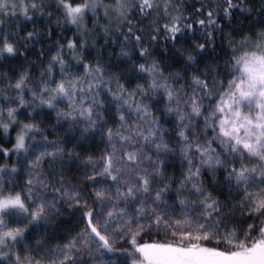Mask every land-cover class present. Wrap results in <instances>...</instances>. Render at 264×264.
<instances>
[{
  "label": "snow or ice",
  "instance_id": "obj_1",
  "mask_svg": "<svg viewBox=\"0 0 264 264\" xmlns=\"http://www.w3.org/2000/svg\"><path fill=\"white\" fill-rule=\"evenodd\" d=\"M0 264H264V0H0Z\"/></svg>",
  "mask_w": 264,
  "mask_h": 264
}]
</instances>
